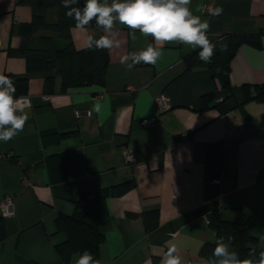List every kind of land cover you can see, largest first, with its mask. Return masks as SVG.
<instances>
[{
  "label": "crops",
  "instance_id": "0c3cea01",
  "mask_svg": "<svg viewBox=\"0 0 264 264\" xmlns=\"http://www.w3.org/2000/svg\"><path fill=\"white\" fill-rule=\"evenodd\" d=\"M23 0H0V74L28 80L30 107L24 130L0 141V203L12 197L11 216L0 211L3 240L0 264H64L55 246L65 240L57 232L60 215L71 216L83 194L130 182L134 188L108 197L101 264H162L171 245L182 264H204L206 244L216 234L207 225L213 211L224 222L252 220V236L264 233V103L243 104V85H264V35L260 47L241 46L230 62V98L221 105L219 85L205 67L186 70L185 59L199 50L178 42L156 45L137 30L119 24V48L107 50L109 65L103 87L61 92L55 79L51 95L43 91L47 74H28L25 60L9 55L20 46L17 28L31 21ZM111 3V0H109ZM222 7L210 16L209 7ZM191 10L208 20L212 43L228 35L264 32V0H192ZM58 13L50 10L49 24ZM102 29H73L75 49L88 47L89 36ZM51 38L60 50L68 42L49 32L33 37L31 48L42 49L40 38ZM147 43L161 47L155 65L127 69L120 58ZM165 95L170 109L159 115L155 99ZM214 96L203 109L202 98ZM98 106L99 110L95 108ZM90 111V117L76 112ZM155 120L153 127L142 121ZM70 133L61 138L59 135ZM135 164L129 165L126 154ZM66 155L68 180L52 185L48 162ZM157 212L147 230L143 215ZM238 251L237 248L233 247ZM79 255L68 264H75Z\"/></svg>",
  "mask_w": 264,
  "mask_h": 264
},
{
  "label": "trees",
  "instance_id": "16d2710c",
  "mask_svg": "<svg viewBox=\"0 0 264 264\" xmlns=\"http://www.w3.org/2000/svg\"><path fill=\"white\" fill-rule=\"evenodd\" d=\"M84 0H80L83 5ZM23 4L31 9V21L20 24L17 28V35L20 39V46L15 50H9V55L20 57L25 60L28 74H47L44 79L43 91L51 95L54 92L55 79L61 82V92L83 87H103L105 84L109 57L107 50H96L93 48L75 49L71 42V31L75 28L74 20L65 16L61 0H23ZM50 10H56L58 20L56 24H49L47 14ZM87 28H97L93 21ZM98 29V28H97ZM40 32H49L57 35L68 44L63 49H56L49 37L40 38L42 49L31 48V41ZM264 32L256 35H228L213 44L215 55L211 62L205 64L198 58L200 49L185 59L186 70H193L205 67L212 72V79L219 85L222 97H219L221 105H224L230 98L231 85L229 80L230 62L235 57L238 49L243 45L255 48L260 47V40ZM148 64L140 63L135 68ZM151 66V65H148ZM15 81L16 97H24L28 91V80L18 79L9 76ZM244 102L243 104L256 102L264 103V85H243L241 87ZM214 96L203 97L201 102L203 109L210 107ZM70 133L59 135L61 138L69 136ZM49 180L52 185L62 184L68 180L70 171L66 155H58L50 158L48 162ZM130 182L111 189L98 190L90 194L80 196L73 215H60L56 220L58 233L65 236V240L55 246V250L64 264H68L74 255H82L85 250L91 252L95 259H99V248L105 241L103 228L108 222V214L105 201L108 197L122 196L134 188ZM157 220V212H150L143 215V222L148 230ZM252 220L248 219L243 223L224 222L220 219L219 213L213 211L209 217V228L214 231L216 238L228 235L234 236L232 247L237 248L244 258L251 247L258 248V240L252 236ZM3 240L2 227L0 225V242ZM215 245L206 244L202 247L200 255L207 258L211 255Z\"/></svg>",
  "mask_w": 264,
  "mask_h": 264
},
{
  "label": "clouds",
  "instance_id": "9594fccd",
  "mask_svg": "<svg viewBox=\"0 0 264 264\" xmlns=\"http://www.w3.org/2000/svg\"><path fill=\"white\" fill-rule=\"evenodd\" d=\"M192 0H61L65 16L74 20L75 28L85 30L95 21L103 35L99 38L89 36L88 47L96 50L119 48L116 38L117 24L129 29L130 38L137 39L136 32L145 39L151 37L156 45L178 42L199 48L198 58L205 64L210 63L215 55V47L207 33L210 29L208 20H202L191 10ZM210 16H219L222 7H209ZM162 55L161 47L147 43L139 51H131L120 58V63L131 70L135 65L144 63L155 65ZM15 81L0 74V141L8 142L24 130L28 116L25 108L26 98L15 96ZM99 110L98 106L95 108ZM258 248L251 247L244 258L234 250V236H220L215 247L204 264H264V233H257ZM182 257L177 254L175 245L168 247L162 264H182ZM75 264H101L90 251L85 250Z\"/></svg>",
  "mask_w": 264,
  "mask_h": 264
},
{
  "label": "built area",
  "instance_id": "2783aa9c",
  "mask_svg": "<svg viewBox=\"0 0 264 264\" xmlns=\"http://www.w3.org/2000/svg\"><path fill=\"white\" fill-rule=\"evenodd\" d=\"M20 98H26V100L28 101L26 108L30 107L29 98L27 97H20ZM155 105H156L157 113L161 115L170 109V106H171L170 99L166 97L165 95H161L155 99ZM91 115L92 113L90 111L76 112L77 118L90 117ZM155 122H156L155 120H145V121H142L141 125L144 127H153L155 125ZM126 160H127V163L131 166L135 164V157L132 153L126 154ZM12 200L13 199L11 196H6L3 199V201L0 203V211L4 217L11 216ZM207 225H209L208 220H207Z\"/></svg>",
  "mask_w": 264,
  "mask_h": 264
}]
</instances>
